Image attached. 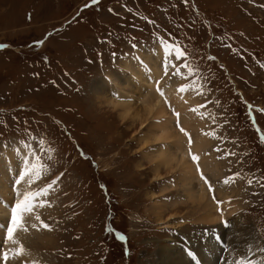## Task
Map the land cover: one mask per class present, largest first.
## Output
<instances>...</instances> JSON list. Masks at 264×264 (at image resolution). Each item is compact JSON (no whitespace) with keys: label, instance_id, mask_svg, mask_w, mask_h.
Returning a JSON list of instances; mask_svg holds the SVG:
<instances>
[{"label":"rangeland","instance_id":"1","mask_svg":"<svg viewBox=\"0 0 264 264\" xmlns=\"http://www.w3.org/2000/svg\"><path fill=\"white\" fill-rule=\"evenodd\" d=\"M144 65L157 67L160 88L170 91L162 96L168 114L143 126L122 120L94 88L108 86L105 97L124 92L115 101L141 109L156 99L132 85ZM178 94L182 107L169 108L166 95ZM167 118L172 134L202 142L188 158L213 189L202 205L187 199L180 165L155 163L158 154L180 155L174 138L157 143ZM0 162V191L16 197L3 204L0 264L16 258L7 223L21 205V171L31 189L24 196L40 200L29 215L46 225L25 248L38 264H160L162 249L185 257V241L220 230L237 243L240 222L256 242L251 253L263 250L264 0H0ZM225 201L234 213L222 228L200 221L208 203ZM29 215L26 229L36 223ZM251 257L241 259L264 264Z\"/></svg>","mask_w":264,"mask_h":264},{"label":"bare ground","instance_id":"2","mask_svg":"<svg viewBox=\"0 0 264 264\" xmlns=\"http://www.w3.org/2000/svg\"><path fill=\"white\" fill-rule=\"evenodd\" d=\"M144 66L145 67L142 68L143 70H140L137 73L132 74V81H131L132 85L138 86L139 89H140L139 91H141V94L142 95L144 94L145 96H147L149 94H154L153 92H156V99L152 100L151 102H147V104H145L144 107L142 106L141 109L138 108V107L134 108L133 104H131L129 102L128 98L123 99L122 102H120V103L119 102L117 103L115 101V99L116 98H120L121 95H125L124 92L116 91L115 88H112V91H113L112 95L113 96L112 97H105V96H103L104 93H106V94L109 93L108 95H110V89H109L108 86L103 84V85H99V86L94 88V92L99 95L98 98L99 99H103V100H100V101L106 102L105 104L107 106L113 107L115 109H118L121 112L120 113V118L122 120H124V121L131 120L134 123L136 121L137 122L141 121L143 126L151 118V116L156 115V113L158 114L157 117H159V115L162 117V115L164 116L165 114H168L167 110L165 109L166 103L163 101L162 96H163V93L165 94L166 92L168 93L170 91V89H167V88H165L164 91H163L162 88H160L161 87L160 86V81H159L160 74H159V69L157 67H154V68L150 69L151 66H149V67L147 65H144ZM145 68H147L148 70H145ZM130 89L132 90L133 87H130ZM184 96L185 95H183V97ZM111 98H113L114 100L111 99ZM166 98L169 101V108L174 103L178 104L179 100H181V101L184 100V99L181 98V94H178L177 97H172L171 95H166ZM183 105H184V103H183ZM179 106H181L180 103H179ZM183 107H185V106H183ZM176 113H179V111H177ZM177 115L178 114H176L175 116L174 115L171 116L170 121H172L173 119H176ZM170 121H168V118H167V120L162 119V121H161L162 123L159 122L158 127L156 126V128L160 129L159 130V136L156 138V140H157V143H161L162 144L168 138H171V139L174 138L175 141L172 142V146L174 148H177L176 152H178L180 155L177 158L175 156V154H171V155H169V154H165V155L158 154V155L155 156V158H156L155 159V163L158 166H160L159 167L160 169H161V166L170 167L171 168V167H173V163H176V164L180 165L182 167V169H183V173H184V176H185L184 177L185 178L184 182H183V184L181 183V185L183 186V188L185 190V193L187 195V199H189V201L192 204L199 203V205H202V203H204L208 199L209 195L211 197H213L212 196L213 195V192H212L213 189H211L212 187L206 188L204 186L203 182L200 183V180L202 181V179H203V175H202V172H201L200 168L197 165H193V167H192V165L190 164V162L188 160V158L190 157V153L194 154V152L200 150L199 148L201 147L202 142L200 143V140H197L195 142L190 141V140L187 141L188 139H184V138H186L185 137V133H183L180 136H176L177 134H172V132L170 131V128L168 126L169 124H171ZM161 124H163L162 128H160ZM186 124H187V122H186ZM188 124H189V122H188ZM156 128H155V130H156ZM189 143H191L190 147L187 146V145H189ZM185 147L188 150H186ZM197 153H199V152H197ZM2 156L6 157L7 155L3 154ZM198 157L200 158L201 161L203 160V158H202L203 156L202 157L198 156ZM1 162H3V161L1 160ZM1 162H0V166H1ZM202 163H203V161H202ZM180 166H179V170H180ZM5 170H6V168L3 167L2 171L4 172ZM156 170H157V177H160L159 169L157 168ZM24 173H25L24 171H21V173H20V175L18 177L17 183H18L19 186H18V192L16 194V196L19 195V198H20V195H23L22 201H21V205L24 206V208L22 210L24 216L22 217L21 224H20L23 227L22 228V233L20 235H18L17 233L13 232L12 235H11V238H10V243L13 245L12 246L13 248L11 249L12 250L11 252L14 254V256H16V258L12 259V257L10 256V253H11L10 252L9 253V256H10L9 260H4V258H3L4 263H1V264H10V263L11 264H30L29 262H27L29 260L30 261L34 260V263H32V264H38L37 261L39 260V255L37 256V255H35V253H28L25 248H26V244L28 243V238L30 237V235H34L35 229L40 228V230L42 231L43 227H45L46 225L45 226H41L40 225L41 222L38 221L39 214L38 215H29V210L31 209L32 204L34 203V198H35L34 196L36 194L34 192V193L28 194L26 197L24 196L23 192H29L31 190L30 187H29V183H28V180L26 178V175ZM24 177H25V184L23 185ZM13 179L15 180L14 183H16L17 177H14ZM6 181H7L8 185L11 183L10 179L6 178ZM195 182H198V183L201 184L200 191H201L202 194L197 196L198 197L197 200H196V194L197 193L195 191L196 188L192 187V186H194ZM0 184H1V181H0ZM14 197H15V195L12 192V190H11L10 193L4 188H3V190L0 191V225L3 224V220L8 219L7 216H6L7 214L5 212L6 210H5L4 206H3V204H9L10 199H12V198L14 199ZM226 199H228V198L226 197ZM39 201L40 200H38L37 202H39ZM37 202L35 201V203H37ZM206 202H208V201H206ZM228 202L229 201H225L223 205L216 204L214 207H213L212 203H208L207 204L208 208L212 209V210L210 212H208V214L206 213V215L201 220L200 219L199 220L201 222H203V223H207V225L208 224L212 225V224H215V223H218V222H219V225H220L221 220L223 221V219H226L225 216L230 214L229 216L231 218V215H233V213H234V210H232V211L228 210V207H229V203ZM2 208H3V210H2ZM162 208H160V210L158 211V214H157V218L158 219L157 220L159 221V223L165 224V223H162L163 222L162 221L163 220V215H164V212H162V210H164V209H162ZM223 208H225L224 213H223V210H222ZM218 209L222 210L221 215H216V211H218ZM9 213L12 214V212H9ZM19 213H21V210H20ZM27 214L29 215V218L31 217L32 220L34 222H36V223L33 224L32 227L26 229L25 226H24V223H25V219L27 218ZM173 218L176 219L173 216V217L170 218V220H172ZM9 220H10V223L9 224L7 223V228H8L7 233L9 232V229H11V227H12V221H11V219H9ZM35 220H37V221H35ZM29 221H31V220L29 219ZM166 223H168L167 225L172 224L173 227H176L179 224V223L177 224V221H175V223H170V221H168ZM240 223L236 224L234 226L235 230H232L235 233L238 232V234L240 236V239L238 237L235 239V240H237V243H236V241H235V243L233 241L231 242V239L229 238V236H227V232L223 233V235H222L221 234L222 231L220 230V236L217 233H213V234H210V236L208 238H205L203 240H202V238L204 236L203 235L200 236L199 239L202 240V241L199 242V243L197 242L198 239L185 241L186 242L185 246L184 245L182 246V249H184L185 257L183 256V254H181L180 257L178 255H176V253H177L176 250L177 249L176 250L172 249L170 251L167 250V249H162L161 250V256H162L163 259H162L160 264H163V262H167L166 264H168L169 262H170V264H248V263L244 262L241 258H244V257L248 258V257H251L252 255H253L251 257L252 259L263 260L264 259V249L263 250H259L260 252L257 249H255V252L251 253V252H253V248L255 247L254 245H255L256 242L252 238V234H250L247 229H245L243 226H241ZM27 224H29V223H27ZM220 227H221V225H220ZM228 233H230V232H228ZM2 235H3V233H2L1 227H0V242H2L1 241ZM37 235L39 236V234H37ZM216 235L222 241H225L223 243L226 244V249L225 248L223 249L221 247L220 243H218L217 238L215 237ZM225 236H227V240H226ZM192 248H193V250L191 251L190 249H192ZM17 249H19V251L14 252ZM229 249H230V251L227 252V250H229ZM187 252H190V253L188 254ZM192 253H194V255ZM22 255H24V259L22 258ZM188 255H189V258H188ZM174 256H176V257L178 256L179 259L176 258L178 260L173 261V260H175V259L172 258ZM192 256H194V258H192ZM40 261L41 260H39L38 262H40Z\"/></svg>","mask_w":264,"mask_h":264},{"label":"snow or ice","instance_id":"3","mask_svg":"<svg viewBox=\"0 0 264 264\" xmlns=\"http://www.w3.org/2000/svg\"><path fill=\"white\" fill-rule=\"evenodd\" d=\"M166 74H167V72H166ZM22 208H24L23 205H20V204L15 205V210H14L13 215H12V227H11V229H9V232H8V235L10 238H11L12 233L17 230L18 224H20V222H21V217H20V215H18V213L20 212V210ZM4 259L7 260L6 255H5Z\"/></svg>","mask_w":264,"mask_h":264}]
</instances>
